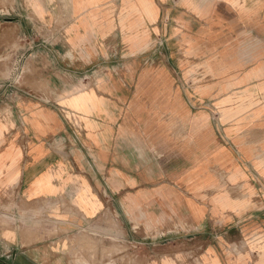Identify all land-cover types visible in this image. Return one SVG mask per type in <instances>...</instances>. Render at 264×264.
I'll return each instance as SVG.
<instances>
[{"label":"crops","instance_id":"0c3cea01","mask_svg":"<svg viewBox=\"0 0 264 264\" xmlns=\"http://www.w3.org/2000/svg\"><path fill=\"white\" fill-rule=\"evenodd\" d=\"M14 2L0 264H69L106 215L132 264H264V0Z\"/></svg>","mask_w":264,"mask_h":264},{"label":"rangeland","instance_id":"374dc122","mask_svg":"<svg viewBox=\"0 0 264 264\" xmlns=\"http://www.w3.org/2000/svg\"><path fill=\"white\" fill-rule=\"evenodd\" d=\"M15 4L14 0H0V13L8 12ZM25 43L27 42L25 41ZM29 53L30 51L25 54L23 53L22 58L17 57V61L21 59L19 62L21 64L23 62L22 70L19 68L16 79L13 78L12 80L13 83L16 81L17 85L20 83L21 75H26L25 71L28 69V64L25 65L24 62L28 58ZM14 59L12 62L15 63ZM21 71L23 72L21 73ZM9 75L10 67L7 72L8 78ZM20 86L23 87L21 83ZM0 221L8 224L13 223L14 219L11 213L1 212ZM104 222L106 225L103 227L77 228L69 235L68 239L70 238L71 241L68 242L71 245L65 250L68 255L69 264H117V262L119 264L123 262H125L124 264H127V262L128 264H132L134 253L137 249L135 244L122 241L124 230H122L120 222L114 216L106 215ZM261 234H264V231ZM65 246L64 243L62 247L66 248Z\"/></svg>","mask_w":264,"mask_h":264}]
</instances>
